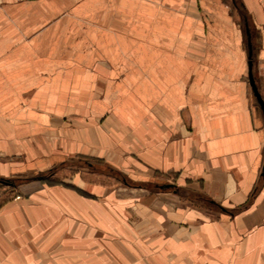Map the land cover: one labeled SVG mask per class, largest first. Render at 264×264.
Instances as JSON below:
<instances>
[{"label": "crops", "instance_id": "0c3cea01", "mask_svg": "<svg viewBox=\"0 0 264 264\" xmlns=\"http://www.w3.org/2000/svg\"><path fill=\"white\" fill-rule=\"evenodd\" d=\"M238 9L264 101V0H0V178L12 155L65 161L54 145L135 184L27 182L0 206V264H264V116ZM129 167L173 187L147 192Z\"/></svg>", "mask_w": 264, "mask_h": 264}, {"label": "rangeland", "instance_id": "374dc122", "mask_svg": "<svg viewBox=\"0 0 264 264\" xmlns=\"http://www.w3.org/2000/svg\"><path fill=\"white\" fill-rule=\"evenodd\" d=\"M17 1V0H16ZM22 2V1H19ZM238 5V2L234 3ZM234 20L237 22V25L239 26V30L241 32L246 31V25H249L248 18L243 14L242 11L238 9V16L235 15ZM244 43H246V35L244 36ZM219 60V56H214L212 52L208 55L207 61H215ZM70 137L66 136V141H69ZM51 147L46 148L47 151L43 154L46 156H52L55 153H64L68 155V158L63 161H57V162H51L48 166H38V164H30L32 165V168H29L25 165L28 159H32V155H12L10 157H5V163L8 164L9 167L14 168L15 170L20 169L18 172H14L11 174L10 172L7 173V177L5 179H8L9 181L13 182V185H7L2 182H0V206L9 200L13 195L20 194V189L24 184L33 183V185L36 186H53V185H64L66 187H72L73 184L70 183V181H78L79 178H83L84 180H93L98 182H103L105 184H109L111 187H117L120 190V194H125L127 197L128 195L133 194V190H130L126 188L127 186L122 182V179L124 178L126 181H129L122 173H118L114 171L110 166V168H107L108 164L104 162L103 159L99 158V156L96 157V155H99L97 153L93 154H85V150L83 148L79 147H63V149L58 148L57 146L50 145ZM38 157H40L43 154L42 152L38 153ZM38 169H42V171H38ZM102 170L104 173H102ZM122 170L125 172V174L132 180L145 182L148 184L147 186V192H157L158 189L155 185L159 184L161 182H153L149 178L145 177H139L134 174L133 170L129 168H122ZM117 173V174H116ZM51 174V175H50ZM35 177H42V179H35ZM170 180L169 177H166ZM23 179H34L30 180L24 183ZM173 181V180H172ZM70 183V184H68ZM165 183V182H164ZM154 186L153 189L152 187ZM125 189V190H124ZM152 190V191H151ZM81 192V191H80ZM85 195V194H82ZM85 197H87L85 195ZM112 219L110 220L111 228H112ZM123 259H119L117 257H110L109 264H123ZM132 264V263H130Z\"/></svg>", "mask_w": 264, "mask_h": 264}, {"label": "water", "instance_id": "95a60500", "mask_svg": "<svg viewBox=\"0 0 264 264\" xmlns=\"http://www.w3.org/2000/svg\"><path fill=\"white\" fill-rule=\"evenodd\" d=\"M245 27H246L247 44H248V61H247L248 83H249V86L251 88L252 94L255 98V101H256L259 109L261 110L262 115L264 116V101H263V99H262V97H261V95L257 89L256 83H255V80H254V77L252 74V59H251L252 58V45H251V41H250V32H249L247 25ZM39 178L40 177H35V179H39ZM0 182L7 184V185H10V186L13 185V182L9 181L8 179H4V178H0ZM122 182L125 185H135V184L130 183L129 181H126L124 178L122 179ZM137 186L140 187L141 184H138ZM155 186L160 190H168V189H171L173 187V185H171V184H162V185H155Z\"/></svg>", "mask_w": 264, "mask_h": 264}, {"label": "trees", "instance_id": "16d2710c", "mask_svg": "<svg viewBox=\"0 0 264 264\" xmlns=\"http://www.w3.org/2000/svg\"><path fill=\"white\" fill-rule=\"evenodd\" d=\"M51 175V174H50ZM39 179H42V177H40ZM30 180H34V179H23V181H24V183L25 182H28V181H30ZM153 189H154V187H152Z\"/></svg>", "mask_w": 264, "mask_h": 264}, {"label": "built area", "instance_id": "2783aa9c", "mask_svg": "<svg viewBox=\"0 0 264 264\" xmlns=\"http://www.w3.org/2000/svg\"><path fill=\"white\" fill-rule=\"evenodd\" d=\"M17 1H30V0H17Z\"/></svg>", "mask_w": 264, "mask_h": 264}, {"label": "flooded vegetation", "instance_id": "af4514ba", "mask_svg": "<svg viewBox=\"0 0 264 264\" xmlns=\"http://www.w3.org/2000/svg\"><path fill=\"white\" fill-rule=\"evenodd\" d=\"M252 39V35H251V33H250V40Z\"/></svg>", "mask_w": 264, "mask_h": 264}]
</instances>
